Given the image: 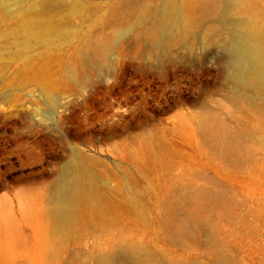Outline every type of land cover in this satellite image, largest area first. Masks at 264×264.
<instances>
[{"label": "rangeland", "instance_id": "374dc122", "mask_svg": "<svg viewBox=\"0 0 264 264\" xmlns=\"http://www.w3.org/2000/svg\"><path fill=\"white\" fill-rule=\"evenodd\" d=\"M166 1L140 0L159 9ZM254 2L264 11V0ZM224 3L208 16L198 4L189 36L163 47V28L154 39L135 40L133 13L124 0H58L42 11L40 0H0V264H95L100 249L116 237L101 228L99 214L84 215L75 232L50 227L55 194L74 176L75 162L84 169L82 181H93L115 202L119 222L113 232L122 227L152 251L207 261L205 224L242 230L230 224L229 214L236 215L245 218L242 234L227 237L222 231L218 239L239 264H264V212L252 210L264 204V146L255 134L264 131V110L238 100L240 72L248 69L246 45L234 28L240 17L225 16ZM98 39H109L108 49L83 55L85 42ZM205 117L241 136L236 153L245 160L244 173L229 161L232 154L199 134L197 122ZM182 172L185 180L170 196L180 202L175 213L204 224L199 243L193 247L190 241L187 250L161 241L166 232L156 234L123 212L139 211L147 219L152 212L155 222L162 211L155 201L161 178ZM188 185L219 192L225 200L233 196L237 204L217 206V196L193 202ZM194 204L198 212L189 211ZM119 257L113 264H131Z\"/></svg>", "mask_w": 264, "mask_h": 264}, {"label": "bare ground", "instance_id": "6f19581e", "mask_svg": "<svg viewBox=\"0 0 264 264\" xmlns=\"http://www.w3.org/2000/svg\"><path fill=\"white\" fill-rule=\"evenodd\" d=\"M57 1L58 0H40V4H39L40 11L49 8V5L54 4ZM124 1L125 3L127 2L128 8H129L128 12L130 14L133 13V16H132L133 19L129 27L133 29L134 32L136 33L134 35L135 40L154 39L157 34L158 29L163 28L161 29V30H164L165 32L163 47L167 45H172V46L175 44L177 45L189 36V34L192 32L196 24V21H194L193 19L194 18L193 13H194L195 8L198 6V4L202 3L203 5H205L202 15L207 14V16H208V13L210 12L214 13L220 8L219 6H221L220 4L221 0H168L166 1L163 8L159 9L157 5L151 6L148 4V2L142 3L140 2V0H124ZM256 3L254 2V0H225L223 14L225 16L235 15V17L236 16L240 17V19L234 22V28L238 32V34L241 35L246 45L244 57L248 63L247 65L248 69L246 68L247 70L240 72L241 74L239 76V81L244 87H243L242 93L238 94V100H240L243 103H247L249 106L254 107L256 110H264V11H262L260 9V6ZM52 6H55V5H52ZM113 10L114 9H110V11H113ZM42 17L44 20L46 18L45 14H43ZM109 46H110L109 39H98L95 41L94 40L86 41L85 44L83 45L82 53L83 55H86V56H96L97 54H101L105 50H107ZM69 74L74 75V72L72 69H69ZM243 108L244 107L242 106L241 109L245 110ZM249 114L247 118L250 117ZM207 116H208V113L206 114V117ZM243 116H244V113H243ZM206 117L201 118L197 122V128L199 130L198 131L199 134H201V136L203 135L209 138L207 141L211 140L212 144L217 149L223 150L224 152H226L227 150L230 154H232L229 161L231 162V164L233 165L236 171L244 173L245 168H244L243 162H245V160L242 158V156H239L238 153H236L237 148H239L238 138L240 139L241 136L239 135L240 137H237L238 135L232 134L222 122H218V121L213 122L212 117L211 119L206 118ZM238 119L241 120L240 117L237 118V120ZM242 122H244V120ZM243 124L246 127V122H244ZM248 125H247V128L249 127ZM241 133H244V132L241 131ZM255 134L257 135L259 142H261L262 145L264 146V131L259 130V133H255ZM242 150H245V149H242ZM224 156L226 157L227 153L226 155L224 154ZM246 162L249 163L248 161ZM179 167L180 169H182L181 166ZM197 169L199 170V168ZM168 170L170 171V169ZM73 172H74V176L71 179H67L65 184H63L62 186H59V190L55 194L53 205L49 213V223L54 233L56 229L66 230L67 233H70V232H75L76 230H78V228L80 227V223H81L80 220L84 215L90 213L91 215L94 214L93 216L95 217L96 215L99 214L102 218L101 228L105 230V232L106 230H111L112 235L116 234V237L111 240L108 239L107 246L105 249L99 248L100 251L101 250H104V251L99 252L100 254L98 253L99 255H97L95 258V264H113L114 260L119 256H120L119 257L120 259L124 258L127 261H129L131 264H239L237 255L231 251V248L229 247V245L224 240L218 239L217 237L218 234L221 233L223 230L221 231L220 229L222 226L219 227V225L215 223L205 224V225H209V228L208 226H206V228L209 229L208 233L207 234L204 233L207 237L206 241L204 240L206 243L205 246H207V261L197 256H189V255L178 256L177 254H174L164 249H159L158 251L157 250L152 251L147 247L146 243L142 239L137 238L135 236L125 234V230L122 227L118 228L117 231H114L116 233H114L113 232V229L115 227L114 225L119 222V217L117 215H114V212H113V209L116 208L115 202H113L107 196L102 194L93 181L89 180L86 183L82 181L81 177L84 172V169L81 167L79 163H76V162L73 163ZM186 172L188 173V171ZM223 174H224V171H223ZM188 175L192 176L190 174ZM198 175L199 173L197 174V177ZM168 176L162 177L161 181L158 184L159 191L157 192L155 201H156V204H160L162 206V211L158 213L157 217H155V222H153L152 212L150 213V218L147 219L139 211L128 210L127 208H125L126 206L124 205H121V207L125 208L123 211L125 215L127 216L130 215V217L131 216L133 217V222L135 221L139 224L144 225V227L146 226L148 228H151L153 232L159 235H162L166 232L165 235H162L163 239L161 241L169 242L173 244L179 243L180 246H182L185 250H187L188 248L191 247L190 241H192V244L194 245L193 247H196V245L199 243V238H201L200 236H201V231H202L200 227L201 225H204V224L203 222H201L202 223L201 224L199 222V219L198 220L195 218L193 219V217L190 220H185L183 216H182L183 219L179 218V216L177 217L175 213V210L177 207L176 204L180 202L173 203L174 200L172 202L170 200V196L171 195L173 196L174 194H176L175 192L176 188L179 187L177 185H179V183H181L182 180H185L186 175L184 172H182V174L176 178L175 177L168 178ZM193 181H194V178H191L192 183ZM188 183L189 182H187L186 184ZM182 184L180 185V187L183 186L184 188L185 183L183 185ZM189 186L190 185L186 187L188 190L185 188V191L187 192V197L190 198L193 202H196V200L200 197L210 198L211 196H217L215 199V202L217 201V206L221 207V206L227 205V207L230 208V205L233 207V206H236L237 204L234 201L233 196L232 197L230 196L228 200H225L227 196L226 197L224 196L225 197L224 198L222 194L219 192H215L213 190H208L205 188L200 189L194 186H190V187ZM149 191H152V190H149ZM180 191L185 192L184 189H181ZM179 195L181 194L179 193ZM187 197H186V200L188 199ZM253 199H255V197ZM187 201L185 202L187 203ZM214 205H216V203H214ZM201 209L203 210V208ZM146 210L147 209H144L143 211L146 212ZM199 210H200V207H198V204H196L189 211L198 212ZM252 210L264 212V204H256V208L255 209L253 208ZM180 213H182V211ZM182 214H185V213H182ZM195 214H192V216ZM215 214L217 213L215 212L213 215ZM246 214L247 213H245V216ZM184 216L186 217L187 214ZM229 218L233 219L231 222L229 221L231 226H234L235 224V226L241 225L242 230L243 228H245V226H243L244 224L243 220L245 218L242 219V217L236 216V215L230 217V214H229ZM224 220L226 219L224 218ZM242 230L241 229L236 230L234 228H229L223 232L225 233V236L233 237L236 233L242 234ZM61 240L62 238L61 239L56 238L57 243L61 244ZM228 241L230 240L228 239Z\"/></svg>", "mask_w": 264, "mask_h": 264}]
</instances>
